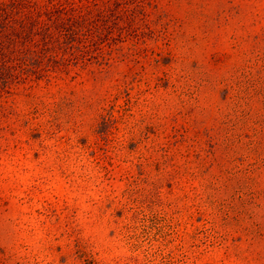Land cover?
Masks as SVG:
<instances>
[{
    "label": "rangeland",
    "instance_id": "obj_1",
    "mask_svg": "<svg viewBox=\"0 0 264 264\" xmlns=\"http://www.w3.org/2000/svg\"><path fill=\"white\" fill-rule=\"evenodd\" d=\"M37 1L89 47L0 87V264H264V0Z\"/></svg>",
    "mask_w": 264,
    "mask_h": 264
},
{
    "label": "trees",
    "instance_id": "obj_2",
    "mask_svg": "<svg viewBox=\"0 0 264 264\" xmlns=\"http://www.w3.org/2000/svg\"><path fill=\"white\" fill-rule=\"evenodd\" d=\"M55 7L37 0H8L0 4V87L4 88L9 79L17 82L21 75L36 69L44 71L42 68L50 62L62 66L87 55L88 36L82 33L80 17L69 14L65 6ZM14 12L22 16L23 28L33 23V34L40 37L38 48L32 50L25 35L15 30ZM30 53L34 56L30 57Z\"/></svg>",
    "mask_w": 264,
    "mask_h": 264
}]
</instances>
